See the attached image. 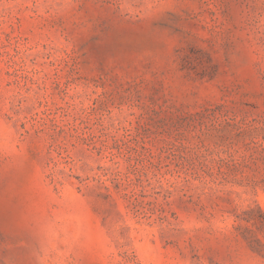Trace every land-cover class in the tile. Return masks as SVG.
Masks as SVG:
<instances>
[{"label":"rangeland","instance_id":"rangeland-1","mask_svg":"<svg viewBox=\"0 0 264 264\" xmlns=\"http://www.w3.org/2000/svg\"><path fill=\"white\" fill-rule=\"evenodd\" d=\"M0 264H264V0H0Z\"/></svg>","mask_w":264,"mask_h":264}]
</instances>
